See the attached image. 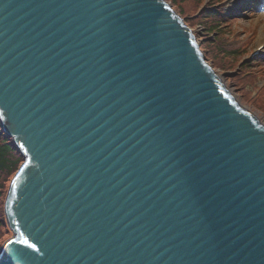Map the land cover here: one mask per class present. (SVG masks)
Listing matches in <instances>:
<instances>
[{"label": "water", "instance_id": "1", "mask_svg": "<svg viewBox=\"0 0 264 264\" xmlns=\"http://www.w3.org/2000/svg\"><path fill=\"white\" fill-rule=\"evenodd\" d=\"M0 127V264H264V127L164 0H0Z\"/></svg>", "mask_w": 264, "mask_h": 264}, {"label": "rangeland", "instance_id": "2", "mask_svg": "<svg viewBox=\"0 0 264 264\" xmlns=\"http://www.w3.org/2000/svg\"><path fill=\"white\" fill-rule=\"evenodd\" d=\"M177 3L182 6L185 17L181 16L178 7L170 4L195 34L208 64L222 77L221 81L233 92L241 107L264 121V48L257 52L261 46L258 35H263L264 38V6L260 8L262 1L250 0L248 5L243 6L238 0H223L218 3L217 0L182 3L177 0ZM209 15L211 18H208ZM201 19L206 20L204 24ZM217 23L219 34L214 33L215 29L213 32L209 30ZM218 41L225 53L233 54L232 63L228 60L225 65L227 60H222V56L218 55L215 47L219 44ZM12 237L8 228L2 235L0 248Z\"/></svg>", "mask_w": 264, "mask_h": 264}, {"label": "trees", "instance_id": "3", "mask_svg": "<svg viewBox=\"0 0 264 264\" xmlns=\"http://www.w3.org/2000/svg\"><path fill=\"white\" fill-rule=\"evenodd\" d=\"M168 1H170V3L174 5V7L175 6L178 7V9H180L179 13L181 14V16L185 17L184 12L182 10V6L179 3H177V0H168ZM189 1L195 2V0H181V3L189 2ZM208 18H211V16L209 15ZM205 21L206 20H203V24L205 23ZM216 27H218V24L211 26L209 30L213 32V30ZM215 47H216V51H218V55L222 56V60L225 59L227 60L225 65H227L228 60L231 61L232 63V59L234 58V56L231 55L233 54L225 53L222 44L220 43L217 46L215 45ZM227 57L229 58L227 59ZM220 67L224 68L222 66ZM22 163H23V158L21 157V154L15 148L12 140L7 139L5 135L2 134L0 127V244L2 242V235L8 229V226L6 224L5 213H4V204H5L6 195L8 192L9 185L13 177L21 167Z\"/></svg>", "mask_w": 264, "mask_h": 264}, {"label": "bare ground", "instance_id": "4", "mask_svg": "<svg viewBox=\"0 0 264 264\" xmlns=\"http://www.w3.org/2000/svg\"><path fill=\"white\" fill-rule=\"evenodd\" d=\"M262 1V3L260 4V8L261 7H263L264 5V0H261ZM263 37V35H258V39H260V41H261V43L260 44H264V38H262ZM228 90H229V92L233 95V97L235 98V96H234V94H233V92L229 89V88H227ZM235 100H237V98H235ZM255 117L257 118V120L259 121V123L264 127V121H263V119L261 118V117H259L258 115H255Z\"/></svg>", "mask_w": 264, "mask_h": 264}, {"label": "snow or ice", "instance_id": "5", "mask_svg": "<svg viewBox=\"0 0 264 264\" xmlns=\"http://www.w3.org/2000/svg\"><path fill=\"white\" fill-rule=\"evenodd\" d=\"M24 243H25V244H28V241L25 240ZM28 246H29L30 248L35 249L36 251H40V249H36V246H35L34 244H29Z\"/></svg>", "mask_w": 264, "mask_h": 264}]
</instances>
